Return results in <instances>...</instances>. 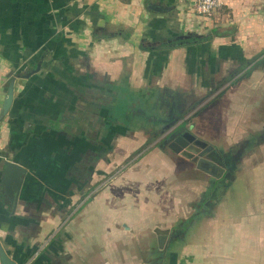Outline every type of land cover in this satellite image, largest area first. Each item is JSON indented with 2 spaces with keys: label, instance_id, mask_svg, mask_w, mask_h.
Listing matches in <instances>:
<instances>
[{
  "label": "crops",
  "instance_id": "0c3cea01",
  "mask_svg": "<svg viewBox=\"0 0 264 264\" xmlns=\"http://www.w3.org/2000/svg\"><path fill=\"white\" fill-rule=\"evenodd\" d=\"M263 99L264 0L210 16L196 0H0V247L16 264H264V164L210 156L215 177L160 145L199 108L193 135L239 143Z\"/></svg>",
  "mask_w": 264,
  "mask_h": 264
},
{
  "label": "water",
  "instance_id": "95a60500",
  "mask_svg": "<svg viewBox=\"0 0 264 264\" xmlns=\"http://www.w3.org/2000/svg\"><path fill=\"white\" fill-rule=\"evenodd\" d=\"M13 92H14V85L12 84L8 91V96L5 101L4 107H3V113L6 114L12 105L13 102ZM166 133L163 134V137L161 140H164V144L167 145L168 149H170L172 152L176 154H184L183 150L187 151H194L198 155V168L201 169V162L207 163L208 165H211L214 170H218L219 174L215 175V177H221V175L225 172V169L218 165L214 160L210 158H205L204 155L206 152L213 150V146L208 145L205 141L198 139L195 135L189 131V129L185 128L184 120L177 122L173 126H169ZM203 148H206L205 150H202ZM190 155V159H191ZM5 179H16L17 184L20 183L21 174L24 173V169L11 161H7L5 163ZM203 169V168H202ZM204 171L208 172L207 170L203 169ZM212 174V173H210ZM213 175V174H212ZM156 236H157V242L159 248L163 249L166 241L168 240L169 236L171 235L170 229H162V228H156L154 230ZM0 259L2 264H16L14 261H12L4 252V250L0 247Z\"/></svg>",
  "mask_w": 264,
  "mask_h": 264
},
{
  "label": "rangeland",
  "instance_id": "374dc122",
  "mask_svg": "<svg viewBox=\"0 0 264 264\" xmlns=\"http://www.w3.org/2000/svg\"><path fill=\"white\" fill-rule=\"evenodd\" d=\"M251 109L253 110V113H254V118L253 119L258 122V124H257L258 128L255 131H253L252 133L247 134L246 137H245L246 140L252 141L251 143L254 144V145L251 146V148H252V149L250 148L251 150L249 149V150L244 151V152L242 151L241 155H239L241 157V160H244L243 164H241L240 167L257 165V164H264V143H262V144L256 143L257 142L256 141L257 137H259L260 135H262L264 133V99L261 100L260 103L256 104V106H255V103H254V107L251 108ZM243 141H241L239 143L237 142L235 144H232L231 146H228L226 144V141H222V142L221 141H214V142L216 143V147H218L219 150L221 149V150L226 151V152L230 151L233 155H235L237 153V151H238L239 145ZM240 167H239V171H240V175L239 176L241 178H243V176H242L243 173H241ZM199 174L200 173H198V175ZM203 178H205V176ZM236 186L237 187H235V191H237V192L240 191L241 190V187H240L241 185L237 184ZM212 188L213 187L210 186V189L206 193V195L209 198H212V197H210L211 195H209V193H212V190H213ZM214 191H216V189L213 190V194H214ZM227 191L230 192L231 190L227 189ZM219 192L221 194H223L222 193V189L219 190ZM215 196H218V195H215ZM199 200H200V198H199ZM199 200H196V202H192L191 203L192 210L190 211V213H193L192 214L193 216H194V213H195V209H193V208L198 207V202H200ZM186 221L187 220H181L180 224L178 226H182L184 224V222H186ZM151 239H153V238H151ZM143 246H145V245H143ZM149 246L151 247V249H156V243L155 242H152L151 244H149ZM144 249L145 248L143 247L142 248L143 251H141V256L145 257V252L146 251L144 252ZM147 254L149 255L150 253L147 252ZM154 258H156V257L155 256L151 257V259H154Z\"/></svg>",
  "mask_w": 264,
  "mask_h": 264
},
{
  "label": "flooded vegetation",
  "instance_id": "af4514ba",
  "mask_svg": "<svg viewBox=\"0 0 264 264\" xmlns=\"http://www.w3.org/2000/svg\"><path fill=\"white\" fill-rule=\"evenodd\" d=\"M237 80V76L235 75V76H233V78L232 79H230V81L232 82L231 84H234V82ZM195 110V111H194ZM199 110H200V108L199 109H193L191 112H193L189 117H187V119H183L182 118V120H184V122H187L186 124H185V128L187 129V127H186V125H189V124H192V123H190V117H193L194 115H196V113H198L199 112ZM198 139H200V138H198ZM200 140H203V139H200ZM203 141H205L208 145H211L212 146V144H210V143H208L206 140H203ZM257 142L256 143H258V144H262V143H264V133L262 134V135H260L259 137H257V140H256ZM252 141H250V140H245V141H243L240 145H239V147H238V151H237V153L235 154V155H232V156H229L228 154L229 153H222V150H219L218 149V147H214L213 146V150H211V151H208V152H206V154L204 155V157L205 158H210V156L211 157H213L215 160H222V163H225V164H228V162H229V160H232V161H235L236 162V164H238L239 165V163H240V160L238 161L237 159H239V158H241V157H238L240 154H241V152L243 151H247V150H249L250 148H251V146H253L254 144H252L251 143ZM250 145V146H249ZM249 146V147H248ZM246 148V149H245ZM206 148H203L202 150H205ZM252 149V148H251ZM250 149V150H251ZM184 151V153L186 154V155H182V154H179V156L180 157H182L184 160H186V161H188L189 163H191L192 162V164L195 166V167H198L197 165H198V160H199V158H198V155L199 154H197V153H195L194 151H187L186 152V150H183ZM253 151V150H252ZM190 155L192 156L191 157V159H190ZM232 158V159H231ZM195 159H198V160H195ZM229 159V160H228ZM201 167L202 168H204V169H207L208 167H212L211 165H208L207 163H203V162H201ZM226 167V166H225ZM212 169H213V167H212ZM227 170L228 171H230V169H228L227 168ZM212 174H213V176H214V174L215 175H218L219 174V172H218V170H214L213 169V171H212ZM214 189H216V191H214V194H213V190ZM219 189V188H218ZM213 190H212V193H209L211 196L210 197H213V198H215V195H217L218 194V190H217V187H213ZM176 231H178L175 235H174V238H175V240L177 239H182L181 238V235H183V232H180V231H186V229L185 230H182V229H179V230H176ZM176 240V241H177ZM175 244H176V242H175ZM150 251H148V253H150L149 255L151 256V257H156V258H154L153 259V261H158V260H162V261H171V259H172V257H171V252L170 253H164V251L165 250H156V249H149Z\"/></svg>",
  "mask_w": 264,
  "mask_h": 264
},
{
  "label": "trees",
  "instance_id": "16d2710c",
  "mask_svg": "<svg viewBox=\"0 0 264 264\" xmlns=\"http://www.w3.org/2000/svg\"><path fill=\"white\" fill-rule=\"evenodd\" d=\"M182 43V42H181ZM181 43H179V44H174V45H171L172 47H175V46H180V44ZM186 43H184L183 42V45H185ZM182 119V118H181ZM180 121V119L177 121V122H179ZM177 122H174V123H172L170 126H173V125H175ZM163 134V133H162ZM164 140L165 139H163V140H161L160 141V145L162 146L163 144H164ZM159 143V142H158ZM165 145V144H164ZM205 198H209L207 195H205ZM218 198V196H215V198H213V200H218L217 199ZM215 206H216V204H212V203H208L207 204V201H206V203L204 202V205H203V208H201L200 210H199V214H197V215H195L197 218H193L192 220H190V221H188L186 224L184 223V225H183V227L185 228V229H189V230H192L194 227H196V226H192L191 225V222L194 220V221H196V223L199 225L200 223H201V221H202V218H207V217H212L213 215H214V211H215ZM184 244H185V239L184 238H182V239H178L177 241H176V244H175V246H177V247H173V248H171V250H173L172 252H174V253H177V251L178 250H181V248L184 246Z\"/></svg>",
  "mask_w": 264,
  "mask_h": 264
},
{
  "label": "built area",
  "instance_id": "2783aa9c",
  "mask_svg": "<svg viewBox=\"0 0 264 264\" xmlns=\"http://www.w3.org/2000/svg\"><path fill=\"white\" fill-rule=\"evenodd\" d=\"M224 0H196V13L199 16H210L221 9Z\"/></svg>",
  "mask_w": 264,
  "mask_h": 264
}]
</instances>
